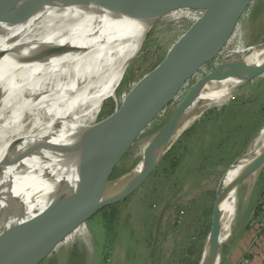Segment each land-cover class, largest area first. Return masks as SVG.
<instances>
[{
    "label": "water",
    "instance_id": "obj_1",
    "mask_svg": "<svg viewBox=\"0 0 264 264\" xmlns=\"http://www.w3.org/2000/svg\"><path fill=\"white\" fill-rule=\"evenodd\" d=\"M250 1L0 0V17H6L12 24L25 22L45 6L89 13L90 16L97 12L99 17L95 20L96 24L90 23L97 30L105 25L124 22L152 29L159 20L181 9L192 13L201 11L202 14L157 67L137 82L119 108L77 135L61 152H58L53 137L43 135L45 131L50 130L51 123H42L38 133L43 137L40 138L39 144L32 143L15 159L20 161L24 157L34 156L35 151L39 153L38 161L47 163L50 168L45 179L47 190L42 194L44 198L51 196V199L44 209L25 219L27 209L24 198L27 190L19 188L12 204L0 216V264H37L60 239L80 224L103 208L117 205L134 194L172 149L180 136H177V132L189 115L196 96L206 86L229 79H236L241 86L264 74V62L247 65L226 61L218 64L191 85L171 117L152 134L151 137H155L156 141L148 161L143 163L140 156L139 163L142 164L136 173L130 175L134 168L110 180L113 169L118 166L129 146L160 114L184 83L224 46ZM105 14L111 19L102 16ZM103 19H109L111 22L107 24ZM258 46L261 45L253 47ZM159 71V82L147 84L146 81ZM57 153L60 154L58 158ZM248 156L254 158V154ZM240 158H236L227 171ZM263 163L264 150L260 162L242 171V177L224 190L222 181L227 171L221 177L215 192L209 233L198 264L222 263L224 253L218 243L219 206L227 195L235 194L239 184ZM62 199L63 203L56 209V204ZM36 202H39V199ZM52 211L53 216L44 220L40 229L20 234L26 227L44 219Z\"/></svg>",
    "mask_w": 264,
    "mask_h": 264
},
{
    "label": "rangeland",
    "instance_id": "obj_2",
    "mask_svg": "<svg viewBox=\"0 0 264 264\" xmlns=\"http://www.w3.org/2000/svg\"><path fill=\"white\" fill-rule=\"evenodd\" d=\"M182 10L189 12L181 9L162 18L134 47L114 98L104 100L92 125L119 108L137 82L157 67L202 15L190 11L189 17H180ZM263 44L264 0H251L224 46L184 83L129 146L118 169L137 167L141 147L171 117L197 79L226 62L230 52ZM250 96L254 104L233 106ZM263 101L264 76L236 88L223 106L206 110L177 138L174 154L182 157L175 171L170 172L168 161L161 162L134 194L116 205L118 220L113 238H109L98 212L60 239L37 264H193L201 255L200 245L204 246L206 241L197 242L196 225L214 203L221 177L236 156L248 155L252 147V152L259 149L253 142L264 126V112L259 109ZM222 110L225 120L217 123L214 116ZM263 192L264 163L239 184L233 222L221 249L248 233L247 227L254 221L253 210L261 203Z\"/></svg>",
    "mask_w": 264,
    "mask_h": 264
},
{
    "label": "bare ground",
    "instance_id": "obj_3",
    "mask_svg": "<svg viewBox=\"0 0 264 264\" xmlns=\"http://www.w3.org/2000/svg\"><path fill=\"white\" fill-rule=\"evenodd\" d=\"M102 16L110 18L106 14ZM98 17L97 12L90 16L89 13L45 6L20 24H12L6 17H0V216L12 204L20 187L27 190L25 219L48 205L51 196L44 198L42 194L47 190L45 179L50 169L47 163L38 161L37 151L34 156L20 161L15 159L16 156L32 143L39 144L43 135L53 137L58 152H61L88 129L102 110L104 100L114 98L134 47L150 29L124 22L97 30L92 25ZM102 21L111 22L109 19ZM227 57L228 63H263L264 45L230 52ZM160 77L161 71L151 77L149 84L159 82ZM239 85L236 79H229L206 86L196 96L177 136L209 108L223 106ZM45 121L51 123V128L41 135L38 131ZM155 141L156 138L151 137L141 147L143 163L150 158ZM253 146H259V149L252 152V147L247 154H254V158L241 156L226 172L222 190L238 181L246 168L260 162L264 150V126ZM59 156L57 153L56 157ZM141 164L130 175L136 173ZM63 201H58L56 209ZM219 212L218 243L221 245L233 222L234 193L224 198ZM53 213L29 225L20 234L40 229Z\"/></svg>",
    "mask_w": 264,
    "mask_h": 264
},
{
    "label": "trees",
    "instance_id": "obj_4",
    "mask_svg": "<svg viewBox=\"0 0 264 264\" xmlns=\"http://www.w3.org/2000/svg\"><path fill=\"white\" fill-rule=\"evenodd\" d=\"M189 12L186 11V10L185 11L182 10L181 14H180V17H189L190 16ZM200 13H201V11L195 12V14H200ZM262 76H264V74ZM251 97L252 96L248 97V99H246L244 101L236 102V103L233 104V106L234 107L235 106L236 107H243V106H246V105L254 104V102H252L251 99H250ZM259 109H260V112H264V101H263V103H261ZM223 111L224 110H222L221 113L219 112V113H217V115L214 116V118H215L217 123L219 122V120L222 121L224 119L223 116H221ZM177 146L176 145L173 146L172 149L169 151V153L162 160V163L165 162V161L169 162V164H170V172L175 171L180 166V163H181V158H180L181 155L180 156H176L174 154L175 150H177L176 149ZM173 155H175L176 157L173 156ZM237 157L238 156H236V158ZM129 170H130V168L118 169V167H115L113 169L112 173H111L110 180H114V179L120 177L121 175L125 174ZM212 196H214V194H212ZM212 207H213V204H212V206H209L208 209L205 210V212H203L204 216L201 217L202 220L198 221V223L196 225V236L195 237H196V240H197V242L199 244L203 240L205 241V239L208 236L209 229H210V221L208 222V220L211 219ZM116 208H117V206L113 205V206H110V207L103 208L102 210L99 211L102 214V219H103V222H104V226H105V229H106L107 233L110 235V237H109L110 239L113 238V236H114L113 228H114L115 223L118 220V211H117ZM252 217H253V220L255 222L254 226H256V232H257L258 225L262 221V219L264 218V202H261L260 204H258L254 208ZM200 248H201V251H202L203 244L200 245ZM199 259H200V256H199V258H197V260H195V262L193 264H198ZM243 261H246V263H244V264H249L250 263V257L249 256H244L242 262Z\"/></svg>",
    "mask_w": 264,
    "mask_h": 264
},
{
    "label": "crops",
    "instance_id": "obj_5",
    "mask_svg": "<svg viewBox=\"0 0 264 264\" xmlns=\"http://www.w3.org/2000/svg\"><path fill=\"white\" fill-rule=\"evenodd\" d=\"M264 202V192L262 193V201ZM253 215V213H252ZM254 221L247 227L248 233L230 243L223 249V263L239 264L244 256L250 257L249 264H264V244L257 242L256 226ZM251 228V229H250Z\"/></svg>",
    "mask_w": 264,
    "mask_h": 264
},
{
    "label": "built area",
    "instance_id": "obj_6",
    "mask_svg": "<svg viewBox=\"0 0 264 264\" xmlns=\"http://www.w3.org/2000/svg\"><path fill=\"white\" fill-rule=\"evenodd\" d=\"M257 242L258 243H262L264 242V218L262 219V221L259 223L258 225V230H257ZM244 258V257H243ZM242 258V260H243ZM242 260L240 261L239 264H244L246 263V261H243Z\"/></svg>",
    "mask_w": 264,
    "mask_h": 264
}]
</instances>
